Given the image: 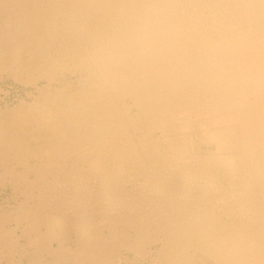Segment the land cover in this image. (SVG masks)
Wrapping results in <instances>:
<instances>
[{
	"label": "bare ground",
	"instance_id": "6f19581e",
	"mask_svg": "<svg viewBox=\"0 0 264 264\" xmlns=\"http://www.w3.org/2000/svg\"><path fill=\"white\" fill-rule=\"evenodd\" d=\"M3 73L0 264H264V0H0Z\"/></svg>",
	"mask_w": 264,
	"mask_h": 264
},
{
	"label": "rangeland",
	"instance_id": "374dc122",
	"mask_svg": "<svg viewBox=\"0 0 264 264\" xmlns=\"http://www.w3.org/2000/svg\"><path fill=\"white\" fill-rule=\"evenodd\" d=\"M0 88V105H4L5 103L13 104L14 102H16V99L18 97H22L26 94L27 91H31L34 89L32 86H26L23 82L17 80L15 81V79L13 80L12 77L7 75L6 73L0 74ZM199 141L202 143V136H200L196 140L197 143H199ZM201 143L200 146H203V144ZM8 194H10V190L0 187L1 200L6 198ZM11 203L13 204L12 200ZM130 257H132V255H130ZM2 264H4L3 261Z\"/></svg>",
	"mask_w": 264,
	"mask_h": 264
}]
</instances>
